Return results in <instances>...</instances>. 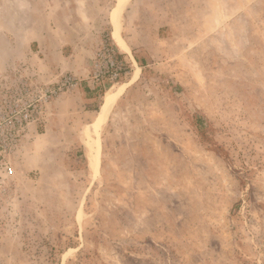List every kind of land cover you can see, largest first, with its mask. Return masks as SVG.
Returning a JSON list of instances; mask_svg holds the SVG:
<instances>
[{"label":"rangeland","instance_id":"obj_1","mask_svg":"<svg viewBox=\"0 0 264 264\" xmlns=\"http://www.w3.org/2000/svg\"><path fill=\"white\" fill-rule=\"evenodd\" d=\"M120 3L0 0V264H264V0Z\"/></svg>","mask_w":264,"mask_h":264},{"label":"built area","instance_id":"obj_2","mask_svg":"<svg viewBox=\"0 0 264 264\" xmlns=\"http://www.w3.org/2000/svg\"><path fill=\"white\" fill-rule=\"evenodd\" d=\"M104 53L106 55V66L103 71L100 73H97L94 78L96 80L102 79L105 75H109L112 79H117L121 71L123 70V65L118 61L116 53L113 49L109 47L104 48ZM7 112V111H4ZM1 113L0 111V119H9L4 120L1 119L4 122H0V150L7 151L9 149V146L11 145L12 141H15L14 136L12 135V132L19 131L18 128H21L24 124L28 122L30 114L25 115L24 121H13V116L11 114H5ZM14 125L12 128L9 127V125ZM6 159V156H5ZM8 160V159H7ZM15 169L13 167V164L10 160L8 161H0V178L2 177H10L14 174Z\"/></svg>","mask_w":264,"mask_h":264},{"label":"bare ground","instance_id":"obj_3","mask_svg":"<svg viewBox=\"0 0 264 264\" xmlns=\"http://www.w3.org/2000/svg\"><path fill=\"white\" fill-rule=\"evenodd\" d=\"M120 1H121L120 5L114 11V21H115L114 22V24H115L114 35L117 38V40L120 43H122V45H124L125 42H124V39H123L122 34H121V21H120V15H121V12H122V8L124 6V0H120ZM118 96H119V92L117 91L116 94H115V97H118ZM111 107H112V103L108 104L107 106H105L100 111V113H99V115L97 117V120L94 122V127H95L96 130H98V128L101 125H103L105 123V121L107 120ZM93 145L94 146L91 145V147L92 148H96V155L94 156V154H93L94 159L92 158V160H93L92 163L94 164L95 168L96 167L98 168V163H99V142L95 141V143Z\"/></svg>","mask_w":264,"mask_h":264},{"label":"trees","instance_id":"obj_4","mask_svg":"<svg viewBox=\"0 0 264 264\" xmlns=\"http://www.w3.org/2000/svg\"><path fill=\"white\" fill-rule=\"evenodd\" d=\"M143 65V64H142Z\"/></svg>","mask_w":264,"mask_h":264}]
</instances>
